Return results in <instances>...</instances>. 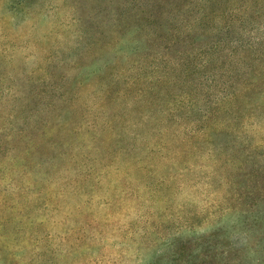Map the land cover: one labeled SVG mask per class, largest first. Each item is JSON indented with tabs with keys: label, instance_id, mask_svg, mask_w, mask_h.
Segmentation results:
<instances>
[{
	"label": "rangeland",
	"instance_id": "obj_1",
	"mask_svg": "<svg viewBox=\"0 0 264 264\" xmlns=\"http://www.w3.org/2000/svg\"><path fill=\"white\" fill-rule=\"evenodd\" d=\"M115 1L0 0V95L21 106L73 73L78 36ZM61 106L52 114L68 132L52 120L36 142L0 146V264H264V124L251 120V144L226 146L223 165L216 146L106 149L80 134L55 146L78 124ZM12 109L0 101L1 116ZM16 125L28 124L0 118V141Z\"/></svg>",
	"mask_w": 264,
	"mask_h": 264
},
{
	"label": "trees",
	"instance_id": "obj_2",
	"mask_svg": "<svg viewBox=\"0 0 264 264\" xmlns=\"http://www.w3.org/2000/svg\"><path fill=\"white\" fill-rule=\"evenodd\" d=\"M114 3L74 43L70 68L76 70L64 69L59 82L22 96L23 108L35 100L32 113L0 95L13 106L0 118L15 124L20 116L28 124L3 130L0 146L32 144L52 120L68 132V120L52 114L61 102V113L78 124L65 145L55 146H216L223 165L234 161L226 146H249L251 120L264 124V0ZM84 87L87 97L78 100ZM78 134L85 142L72 139Z\"/></svg>",
	"mask_w": 264,
	"mask_h": 264
}]
</instances>
